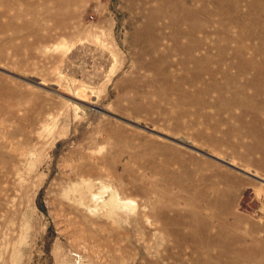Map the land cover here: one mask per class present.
<instances>
[{"label":"rangeland","instance_id":"rangeland-1","mask_svg":"<svg viewBox=\"0 0 264 264\" xmlns=\"http://www.w3.org/2000/svg\"><path fill=\"white\" fill-rule=\"evenodd\" d=\"M0 264H264V0H0Z\"/></svg>","mask_w":264,"mask_h":264},{"label":"water","instance_id":"water-1","mask_svg":"<svg viewBox=\"0 0 264 264\" xmlns=\"http://www.w3.org/2000/svg\"><path fill=\"white\" fill-rule=\"evenodd\" d=\"M209 156L213 157L214 159H216V160H218V161L224 162L225 164L231 166L232 168H234V169H236V170H239V171H241V172H243V173H245V174H247V175H251V176L255 177V175H252L251 173H249V172H247V171H245V170H243V169H241V168H238V167L232 165L231 163H228V162H226V161H224V160H221L220 158H217V157L212 156V155H209ZM256 178H257V177H256Z\"/></svg>","mask_w":264,"mask_h":264}]
</instances>
